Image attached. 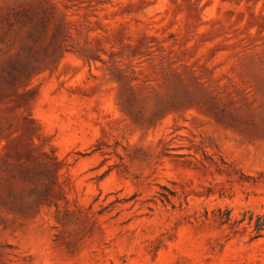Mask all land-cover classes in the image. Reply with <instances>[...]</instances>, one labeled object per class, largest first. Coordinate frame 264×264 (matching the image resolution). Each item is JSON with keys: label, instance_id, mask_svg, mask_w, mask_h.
Segmentation results:
<instances>
[{"label": "rangeland", "instance_id": "374dc122", "mask_svg": "<svg viewBox=\"0 0 264 264\" xmlns=\"http://www.w3.org/2000/svg\"><path fill=\"white\" fill-rule=\"evenodd\" d=\"M0 264H264V0H0Z\"/></svg>", "mask_w": 264, "mask_h": 264}, {"label": "trees", "instance_id": "16d2710c", "mask_svg": "<svg viewBox=\"0 0 264 264\" xmlns=\"http://www.w3.org/2000/svg\"><path fill=\"white\" fill-rule=\"evenodd\" d=\"M262 225H263L262 223L259 225V229H261V228H262Z\"/></svg>", "mask_w": 264, "mask_h": 264}]
</instances>
